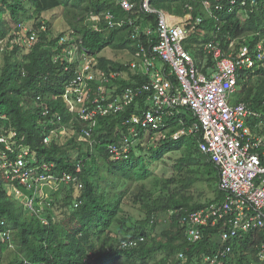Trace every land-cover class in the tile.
<instances>
[{
	"label": "trees",
	"instance_id": "trees-1",
	"mask_svg": "<svg viewBox=\"0 0 264 264\" xmlns=\"http://www.w3.org/2000/svg\"><path fill=\"white\" fill-rule=\"evenodd\" d=\"M130 1L134 3L131 10L121 0H0V117H7L0 126H6L8 131L13 126L40 160L55 163L58 173L68 171L77 176L70 187L54 194L44 221L34 213L25 214V205L9 195L8 181L0 169V218L12 229L14 245L0 243V264H179L181 252L190 256L187 264H197L202 255L212 254L220 246L219 227L206 228L203 239L191 244L180 222V214L222 200L225 192L219 187V168L200 150L198 136L174 137L180 127L177 118L170 119L158 133L142 130L135 147L119 159H114L108 144L129 133L123 121L133 113L134 105L120 114L101 117V126L93 129L91 138L79 135V131H72L78 135L68 131L60 141L44 143L51 129L69 125L73 117L63 95L77 66L56 58L62 51L58 46L60 36L67 32L56 36L52 22L43 14L59 7L71 12L70 31L81 35L82 49L98 55L102 68L127 71L130 78L144 83L148 79L136 76L128 61L104 53L106 49L135 52L137 47L130 36L133 25H158V14L145 11L142 0ZM259 1L260 8L244 21L237 8L229 7L217 12L220 20L209 17L203 0H152L151 5L175 15L191 13L192 24L198 16L204 18L187 48L219 39L227 50L229 36H247L260 30L264 0ZM108 11L115 19H127V23L123 27L111 26L103 19L102 30L91 27L88 19L92 12ZM131 18L133 24L128 21ZM21 23L35 25L38 32L30 47L16 40ZM197 54L204 58L202 51ZM120 82L123 86L132 84L126 79ZM234 101L246 102L264 116V63L241 70ZM44 103L50 107L48 116L43 115ZM188 115H184L185 119L194 122L193 115ZM48 120L53 123H46ZM75 128L80 126L76 124ZM3 133L0 127V135ZM158 134L159 140L147 151L149 141ZM181 151L175 164L177 172L162 179L159 187L149 186L148 180L156 175L151 165L167 154ZM80 162L83 169L77 173ZM198 183L208 184L214 195L206 200H202L206 196L203 191L195 195ZM262 233L257 238L249 234L234 240L225 264H250L256 260L264 240ZM133 241L140 244L134 247L129 244Z\"/></svg>",
	"mask_w": 264,
	"mask_h": 264
},
{
	"label": "built area",
	"instance_id": "built-area-1",
	"mask_svg": "<svg viewBox=\"0 0 264 264\" xmlns=\"http://www.w3.org/2000/svg\"><path fill=\"white\" fill-rule=\"evenodd\" d=\"M151 1L142 0V7L158 14V25H133L130 36L137 48L135 52L128 49L131 59L127 64L136 76L148 79L144 83L130 78L127 71L102 68L98 55L81 48L82 38L76 31L60 36L58 46L62 51L56 58L77 66L63 95L73 117L69 125L51 129L44 136V143L60 141L68 131H79L81 136L91 138L101 117L120 114L134 105L133 113L123 121L129 133L108 144L114 159H119L135 147L142 130L158 133L170 119L177 118L180 127L174 137L198 136L200 150L219 168V187L225 192L222 200L180 214V222L191 244L203 239L206 228L219 227V248L202 255L196 263L225 264L234 240L249 234L257 238L258 233H264V116L248 103L234 101L241 70L264 63V21L260 30L251 35L229 36L227 50L219 39L194 44L195 48L189 49L187 44L204 18L198 16L192 24L191 13L175 15L154 8ZM226 1L228 5L223 0L202 3L209 17L220 20L219 13L229 7L237 8L243 21L262 5L259 0ZM121 3L128 10L134 8L130 0ZM103 19L111 26L123 27L127 23L125 18L115 19L110 11L92 12L88 21L94 29L102 30ZM128 21L134 23L132 18ZM42 29L47 30V26L42 25ZM17 35L16 40L30 47L38 32L35 25L21 23ZM198 50L204 58L198 57ZM158 59L162 66L157 64ZM124 79L132 84L123 86L120 80ZM43 105V115L48 116L50 107ZM188 114L193 115L194 122L185 119ZM3 119H7L6 115L0 117V121ZM46 123L52 124L53 120ZM76 124L80 128L76 129ZM0 127L5 131L0 135V169L8 181V193L20 200L26 210L47 221L46 210L52 206L54 194L62 185L76 182L77 176L68 171L58 173L55 163L40 160L13 126L9 131L6 126ZM82 169L80 162L77 173ZM12 240V229L0 218V243L13 247ZM129 244L137 247L140 243ZM189 257L181 252L177 257L179 264H187ZM250 264H264V240L256 260Z\"/></svg>",
	"mask_w": 264,
	"mask_h": 264
},
{
	"label": "rangeland",
	"instance_id": "rangeland-1",
	"mask_svg": "<svg viewBox=\"0 0 264 264\" xmlns=\"http://www.w3.org/2000/svg\"><path fill=\"white\" fill-rule=\"evenodd\" d=\"M43 16L45 17L46 20H49L52 22V29L56 35L57 34L59 35L62 32L68 33L71 30V23L69 22L68 19L72 17V14L68 10H65L63 7L55 8L53 10L45 12L43 14ZM28 24H31V23H28ZM104 53H106V55H108L111 58H116V59H120V60L122 59L123 61H129L131 59V56L128 53V50H126L123 53V52H118V51H114V50L112 51L111 49H106L104 51ZM157 64L159 66H162L163 62L158 59ZM100 126L101 125H98V124L96 125L97 128H99ZM70 132L73 135H78V133L75 134L72 131H70ZM159 137L160 136L158 134L155 136L154 139L149 141L147 151H148V149H150V147H152L153 145H155L157 143V141L159 140ZM79 138H80V136L78 137V139ZM182 152L183 151L175 152L172 154H167L163 158L162 161L151 165V168L155 169L156 175L151 177V179L148 180L149 186H151V187L153 186L154 188H155V186L159 187L158 183L162 179H166L167 177H171L174 173L177 172L175 170V164L177 163L178 159L181 157ZM68 187H70L69 184L62 185L59 189V193H61V191L63 192ZM195 187H196L195 188V190H196L195 195L199 196L201 191H203V193L206 194L205 197H202V200H206V199H208L214 195V192L212 191V189L209 187L208 184L198 183V185ZM29 213L30 212L28 210L25 211L26 215ZM136 215H138V214H136Z\"/></svg>",
	"mask_w": 264,
	"mask_h": 264
}]
</instances>
